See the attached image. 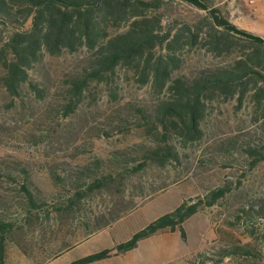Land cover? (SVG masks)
<instances>
[{"label": "rangeland", "instance_id": "1", "mask_svg": "<svg viewBox=\"0 0 264 264\" xmlns=\"http://www.w3.org/2000/svg\"><path fill=\"white\" fill-rule=\"evenodd\" d=\"M215 2L236 25L264 38V0ZM161 11L165 26L173 28L207 12L181 0H165ZM10 30L0 18V213L13 222L0 264H68L126 241L184 200L199 198L203 203L183 224L186 239L179 229L166 228L108 264H264V115L249 96L208 101L200 138L168 137L177 157L160 167L148 149L165 142L161 134H148L144 115L153 116L171 97L167 89H156L152 78L142 82L120 64L108 77L90 81L68 112L70 80L83 75L94 56L84 46L45 53L13 95L1 80ZM179 55L173 75L190 77L238 54L214 57L199 46ZM24 182L43 201L41 208L29 205ZM95 233L104 240L95 241ZM240 244L250 252L232 251Z\"/></svg>", "mask_w": 264, "mask_h": 264}, {"label": "trees", "instance_id": "2", "mask_svg": "<svg viewBox=\"0 0 264 264\" xmlns=\"http://www.w3.org/2000/svg\"><path fill=\"white\" fill-rule=\"evenodd\" d=\"M206 10L195 20H184L180 26L166 27L161 11L165 0H0V18L11 27L2 49L3 85L17 95L30 78V69L45 53L58 55L86 46L94 50L84 74L72 78L73 111L82 99L83 91L92 80H102L124 64L140 74L141 81L152 78L159 91L167 89L171 97L156 107L153 116L144 115L148 134H161L164 145L148 149V158L166 164L177 157V151L167 138L176 135L185 141L200 138V122L206 103L217 98L229 100L249 96L257 112L264 115V38L241 28L222 14L215 0H181ZM151 11V12H148ZM126 24L125 29L110 33L109 28ZM205 47L214 57L238 54L213 70L193 76H174L181 63L179 52L186 47ZM98 183L90 187L94 189ZM29 205L41 208L28 184H22ZM222 191L213 194L208 204L215 202ZM210 198V195L207 199ZM72 202L74 201L71 199ZM203 203L184 200L173 210L155 218L126 241L79 257L68 264H87L120 254L137 247L139 241L160 230H180L186 239L184 222ZM51 214V213H50ZM13 226L0 213V261L6 249V233ZM247 244L236 246L235 253L248 254ZM192 264V262H188Z\"/></svg>", "mask_w": 264, "mask_h": 264}, {"label": "crops", "instance_id": "3", "mask_svg": "<svg viewBox=\"0 0 264 264\" xmlns=\"http://www.w3.org/2000/svg\"><path fill=\"white\" fill-rule=\"evenodd\" d=\"M119 218V217H118ZM117 218V219H118ZM116 219V220H117ZM116 220H114V221H106L104 224H103V226L101 227L102 229L100 230L101 232L102 231H105V230H107L108 229V227L110 226V225H112V224H114L115 222H116ZM95 232H96V229H95ZM176 232V231H175ZM156 234V233H155ZM152 236H154V234L153 235H151V236H149V237H146V238H144V239H141L140 241H139V243H138V245H137V247H135V248H133V249H131V250H128V251H125V252H123V253H120V254H115V253H113L111 256H109V257H107V258H103V259H100V260H97V261H93L95 264H108V261H111V259L113 258V257H116V256H124V255H126L127 253H129V252H131V251H133L134 249H137L146 239H148V238H150V237H152ZM102 238V236L101 237H97V233H95V241H97V239H101ZM104 239L102 238L101 239V241H103ZM164 242H162V244H163ZM112 247V246H111ZM105 248H109L108 246L107 247H105ZM104 249V248H103ZM102 250V249H101ZM99 251V250H98ZM96 252V251H95ZM76 259V258H75ZM74 258H72V261L73 260H75ZM93 262H90V263H87V264H93ZM129 264H139L138 263V261H133V262H131V263H129Z\"/></svg>", "mask_w": 264, "mask_h": 264}, {"label": "built area", "instance_id": "4", "mask_svg": "<svg viewBox=\"0 0 264 264\" xmlns=\"http://www.w3.org/2000/svg\"><path fill=\"white\" fill-rule=\"evenodd\" d=\"M249 3H255L256 0H247Z\"/></svg>", "mask_w": 264, "mask_h": 264}]
</instances>
